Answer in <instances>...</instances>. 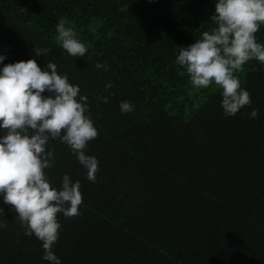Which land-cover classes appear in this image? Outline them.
I'll list each match as a JSON object with an SVG mask.
<instances>
[{
  "label": "trees",
  "instance_id": "1",
  "mask_svg": "<svg viewBox=\"0 0 264 264\" xmlns=\"http://www.w3.org/2000/svg\"><path fill=\"white\" fill-rule=\"evenodd\" d=\"M0 157L112 264H264V0H0Z\"/></svg>",
  "mask_w": 264,
  "mask_h": 264
},
{
  "label": "rangeland",
  "instance_id": "2",
  "mask_svg": "<svg viewBox=\"0 0 264 264\" xmlns=\"http://www.w3.org/2000/svg\"><path fill=\"white\" fill-rule=\"evenodd\" d=\"M2 160L5 159L0 157V192L1 194H6V196H13L12 200L7 202H11L14 205L22 196L23 210L26 208H34L36 213L41 212L45 213L46 216H50L53 223L64 218L66 221L71 222L72 229H75L77 224L83 225L87 221L85 218L90 215V211L82 205V203L79 204L51 187L46 181L40 179L36 180L37 177L33 176L31 173H23L19 169L20 173L25 174L24 181L20 180V176L16 177L18 175L17 168L7 163L9 161L4 162ZM68 206H70V209H68ZM59 215L61 216L59 217ZM37 216L39 215L35 214V218ZM0 223L2 228H0V233L6 237V239H4L0 236V250L7 251V248L14 249L13 253L16 257L18 256L17 254L21 253L28 255L30 258L36 255L47 257L51 259L50 261L48 260L49 264L52 263L53 259H55L54 264H61L62 262H68L70 264H112L105 260L104 262L107 263L99 261L103 259L94 255V253L90 254H93L96 258L88 257L86 253L82 254L80 252H75L70 256H63L56 244L49 250L46 242L48 240L54 241V239L46 234L40 233L28 218L12 209H7L3 211V213L0 212ZM65 225L69 227L67 224ZM94 226L95 218L93 217V221L92 219L89 220L83 232L93 230ZM117 237L118 233L116 235V238ZM94 245V249H96L98 245ZM99 252L101 253L102 249H100ZM161 259L165 264L164 255H161ZM0 264H14V262L12 260L0 258ZM21 264L27 263L26 261H22Z\"/></svg>",
  "mask_w": 264,
  "mask_h": 264
},
{
  "label": "crops",
  "instance_id": "3",
  "mask_svg": "<svg viewBox=\"0 0 264 264\" xmlns=\"http://www.w3.org/2000/svg\"><path fill=\"white\" fill-rule=\"evenodd\" d=\"M27 197V195H26ZM13 196L9 195L6 196V194H1L0 192V212L3 213V211H6L7 209H12L15 212H18L19 214L23 215L24 217L28 218L33 225L36 226V229L42 233L50 236L54 241L48 240L46 242V245L49 247V250L52 249V246L56 244L58 248L60 249V252L63 256H70L73 255L75 252L77 253H86L88 257H94L96 258L93 254H90L89 252L83 250L80 246L74 244L73 242L69 241L68 239L62 237L60 235V229L57 226H52V218L50 216H46L45 213L38 212L36 213V210L34 208H26L23 210V197L19 199L18 202H16L14 205L11 202ZM35 214H38L35 218ZM3 217V216H2ZM1 217V219H2ZM46 223V225H45ZM0 228H1V223H0ZM2 229V228H1ZM59 232V233H57ZM0 236L4 239L3 235ZM85 238V237H84ZM71 251V252H67ZM14 249H8L7 251H3L2 249L0 250V258H4L5 260H12L14 264H21L22 261H26L27 264H49L48 260L50 261L51 259H48L47 257H42V256H35V257H29L28 255L25 254H17L18 256L16 257L13 253ZM98 259V258H97ZM54 260H52L51 264H54ZM99 260V259H98ZM101 262H104V260H99ZM107 263V262H104ZM163 264V260L161 259V256L157 257V264ZM61 264H70L68 262H62ZM109 264V263H107Z\"/></svg>",
  "mask_w": 264,
  "mask_h": 264
}]
</instances>
